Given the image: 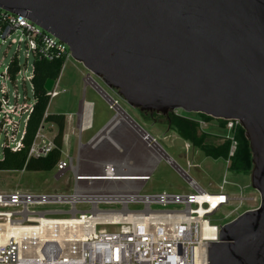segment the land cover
<instances>
[{"label":"water","instance_id":"95a60500","mask_svg":"<svg viewBox=\"0 0 264 264\" xmlns=\"http://www.w3.org/2000/svg\"><path fill=\"white\" fill-rule=\"evenodd\" d=\"M66 43L140 112L238 119L260 204L220 225L207 264H264V0H0ZM54 80L44 87L50 91Z\"/></svg>","mask_w":264,"mask_h":264},{"label":"built area","instance_id":"2783aa9c","mask_svg":"<svg viewBox=\"0 0 264 264\" xmlns=\"http://www.w3.org/2000/svg\"><path fill=\"white\" fill-rule=\"evenodd\" d=\"M0 39L3 43L8 42L9 46L18 45V49L23 46L25 53L23 68L20 67L17 57H11L4 71L0 73L1 77L14 83V90L10 93L5 82L0 83V134L3 133L5 137L0 144L1 158L3 147L12 150L21 147L25 122L35 101L32 84L35 60L61 59L64 63L71 54L66 43L37 23L1 7ZM29 56H32L31 70L27 69ZM18 81L23 87L22 92L17 89ZM26 83L29 85V90ZM57 83L58 78L54 80L51 90L47 91L50 99L59 93L56 89ZM94 87L108 107L114 111V116L118 115L119 110L123 111L118 99L120 96L110 95L97 84ZM177 110H173L175 115L184 117ZM76 115L79 131L91 126V121L85 112H78ZM184 118L196 122L201 132L214 135L213 131L205 130L209 120L204 117L199 115V117ZM21 119L23 125H20ZM213 119L217 121L219 127L228 131L225 136H214L220 137L222 141L228 140L230 143L228 155L223 159L229 168L231 157L237 148V132L242 126L239 120L234 118ZM41 128L42 125L30 146V155L45 156L54 147L53 138H46L41 134ZM187 149L188 144L185 145V150ZM162 159L187 179L191 192L179 194L162 190L154 194H141V188L134 189L135 194H130L125 203L121 202L120 212L121 215L124 213L123 217L115 214L94 215L93 202L86 197L90 190L88 188L98 181L145 183L151 179V169L132 171L138 173L140 178L130 181H124L128 179L123 178L130 171L114 163L106 164L99 172L102 173L101 175H86L76 172L72 157L67 155L63 159L60 158L55 168L60 176L71 172L73 185L70 193L33 194L19 187L0 191V264H207V247L210 242L219 240L220 230V225L213 223L211 216L222 207L230 205L235 199L238 204L229 212L231 214L249 198L230 194L229 189L238 185L229 181L226 174L217 185L216 192H207L189 176L188 169L195 167L196 164L186 160L187 169H184L167 153ZM130 190L132 189L126 191ZM127 193L130 192H125ZM112 196L109 195L108 198ZM80 202H89L91 207L78 210L75 205ZM48 203H68L70 207L60 210L32 208ZM131 203L141 204L142 207L130 210L128 205ZM152 205L164 208L154 209ZM168 205H180V208H166ZM54 213L69 214L66 218L75 219L76 223L73 224L80 229L74 233L75 236H70L67 228L64 236L58 239L51 233L43 237L40 233L26 231L28 226L40 225L42 220L51 224L50 221H54L55 219L52 218L55 216L48 214ZM101 224H117L120 227L113 231L97 228ZM18 229H22L21 234L16 236L13 232Z\"/></svg>","mask_w":264,"mask_h":264},{"label":"rangeland","instance_id":"374dc122","mask_svg":"<svg viewBox=\"0 0 264 264\" xmlns=\"http://www.w3.org/2000/svg\"><path fill=\"white\" fill-rule=\"evenodd\" d=\"M11 57H17L20 67L23 68L25 65V53L24 47L21 46L18 49V45L3 43L0 39V73L4 71V67L8 64ZM32 62V56L28 57L27 69L31 70L30 63ZM85 78V81H84ZM5 82L6 88H9V93L14 90V83L4 79L0 76V83ZM99 85L105 89L110 95L118 97V93L115 90L108 88L103 81L88 71L82 63L76 61L73 57L67 58L64 63L56 89L59 91L58 95L52 97L47 107L48 113H62L66 115L67 125L66 131L70 128V121L72 119V124H74L75 113L78 108V101L82 96L85 99L93 101L94 104V126L89 131L83 132L81 134V141H86L88 136L94 133L107 119L113 116V110L109 109L100 94L94 89ZM94 88H93V87ZM26 87L29 90V85L26 83ZM17 89L23 91V87L20 81L17 82ZM1 94V93H0ZM32 99V97H31ZM120 106L123 112L128 117L129 122H126L128 126L125 125L127 133H123L121 128H115L109 130L108 128L102 132V135L98 140H96V146L100 149L99 154L102 159L104 158H115L123 159L125 155V161L131 165L138 164L141 162V155H148L151 158V163L156 157L157 161L161 160L153 170L151 179L145 182L140 190L141 194H154L162 190L175 192L179 194H185L191 192L188 181L185 177L176 172L172 167H170L163 159L167 153L170 157L175 159L180 165L187 169L186 160L191 163L196 164L195 167L188 169L189 176L197 181V183L205 189L207 192H216L217 185L221 183L222 177L226 174L229 181L236 183L238 186L230 188V194L237 197L249 198L243 201L242 205L237 211L229 214L234 207L238 204L235 199L230 205L222 207L215 214L211 216L213 223L221 225L227 221H230L236 217L237 213H240L246 209L256 208L260 204V195L257 190L250 185V171L246 172H233L230 168L226 166L225 161L222 158H213L206 156L204 152L199 149V147L192 145L188 140H184L176 132L175 129L170 128L166 123L165 119L161 114L153 113L151 115H146L140 112L137 108L129 106L121 97L118 98ZM184 117H199V114L194 112H186L182 109L177 110ZM123 122V121H121ZM135 124V125H134ZM20 125H23L22 119L20 120ZM44 127L40 129V133L46 138L52 139L56 132L57 127L55 123L44 122ZM205 130L213 131L214 135L225 136L228 131L224 128L218 126L215 119L209 120L206 125ZM75 132L78 130L75 128ZM106 132V134H105ZM146 133L154 141H148V139H143L142 134ZM200 133V129H198ZM78 135V134H76ZM75 135V137H76ZM208 135L205 139V143L208 144H219L223 141L220 137ZM98 137V136H97ZM136 139L135 144H128L126 139ZM5 139L3 133L0 134V144ZM78 139V136H77ZM115 140L121 148V152L112 153L107 147L102 151L101 148L104 146V141ZM188 144V149L185 150V145ZM104 148V147H103ZM1 149V145H0ZM187 156V159H186ZM153 158V161H152ZM161 158V159H160ZM143 160V159H142ZM119 165L115 162H111ZM105 163L103 165H106ZM155 164V163H154ZM120 166V165H119ZM133 169V168H130ZM131 173L132 170H130ZM72 177V176H71ZM71 177L69 172L65 175L60 176L56 173V168L47 171H11V170H0V191H5L14 187H19L22 190L29 191L33 194H67L71 192ZM105 183L100 182L98 192H90L91 188H88V195L92 196H104L106 198L109 195H117L126 191L116 184L112 190L109 192L105 189ZM138 183V182H137ZM142 184V182H139ZM95 185V184H94ZM97 185V184H96ZM103 189V190H102ZM134 190V189H133ZM107 200V201H106ZM76 208L78 210L89 209L91 204L89 202L77 203ZM70 204L64 203H48L33 206L37 210H60L67 209ZM98 211H104L103 214H109L108 211H118L121 210V201L118 199H103L96 203ZM141 204H129L128 208L130 210L140 209ZM93 208V207H92ZM154 209H163L159 205H152ZM166 208H180V205H168ZM49 216L55 217H68L69 214L65 213H54L48 214ZM120 225L112 224H101L97 228L106 230H117Z\"/></svg>","mask_w":264,"mask_h":264},{"label":"trees","instance_id":"16d2710c","mask_svg":"<svg viewBox=\"0 0 264 264\" xmlns=\"http://www.w3.org/2000/svg\"><path fill=\"white\" fill-rule=\"evenodd\" d=\"M63 60H35L32 84L34 90V104L28 118L25 122L24 133L21 139V147L12 150L9 147H3L0 158V170L11 171H47L53 169L61 158L62 137L65 127V116L62 113H46L50 96L44 87L48 78L56 80L61 72ZM207 120L212 117L197 113ZM44 122L56 124L57 132L53 137L54 147L45 156H33L29 154L30 146L34 137ZM165 123L176 130L180 137L188 140L192 145L199 147L206 156L225 159L228 155L229 141H223L219 144L205 143L209 135L204 132H198V124L187 118L177 116L170 112L165 119ZM237 148L231 157L230 169L233 172H246L251 170V153L248 142L244 136L243 128L237 132Z\"/></svg>","mask_w":264,"mask_h":264},{"label":"crops","instance_id":"0c3cea01","mask_svg":"<svg viewBox=\"0 0 264 264\" xmlns=\"http://www.w3.org/2000/svg\"><path fill=\"white\" fill-rule=\"evenodd\" d=\"M58 79H59V77H58ZM84 81H85V78H84ZM105 103H106V101H105ZM85 104H87V105L90 104L89 105L90 106L89 116H88V114H86V113L85 114L87 115V117L91 121V126L79 131V129L77 127L78 119H77L76 114L78 112H85L84 111V105ZM107 106H108V104H107ZM46 113H48L47 109H46ZM64 116H65V127H64L63 137H62L61 158L63 159L67 155L72 157L73 164L76 168L77 173L96 174V173H99L101 171L103 164L111 163V162H115V163L119 164L121 167H124L126 169L128 168L127 170L140 172L143 170L145 171L147 168L150 169V167H152L154 170V167L161 161V160L156 161L154 165L153 164L151 165V158L149 159L148 155H146V154H142L141 155V162H139L138 164H135V165H131L130 163L125 161L126 160L125 155L123 156V159H115V158H104V159H102L101 155L99 154L100 149L96 146V140H98L104 134L101 133L100 136H98L99 132H101L104 128H106V126H108V129L110 128L109 130H112L115 128H121L123 130L122 131L123 133L124 132L127 133V131H125V130H127L125 125L126 126H128V125L126 124L125 121H123V122H119V120L113 121V119L115 118L114 113H113V116H111L109 119H107L94 133H92L90 136H88L86 141H84V142L81 141V139H80L81 134L83 132L89 131L94 126V104H93V101L85 99L84 96H82V98H80L78 101V108H77V111L75 113L74 124H72V119L70 121H68V122H70V128L68 131L65 130L66 125H67V118H66V115H64ZM43 124H42V127H44ZM75 128L78 130V133L75 132ZM76 134H78V135H76ZM75 135H76V137H75ZM77 136H78V139H77ZM126 142L128 144H135V142H137V140L127 138ZM117 145L118 144L116 143L115 140H111V141L105 140L104 146H103L104 148L102 147L101 150L103 151L105 149V147H107V149L112 151V153L121 152L122 151L121 148ZM130 168H133V169H130ZM153 170H152V172H153ZM69 175H70V177L72 176L71 172H69ZM100 182L101 181L95 182L94 183L95 185H93L91 187L90 192L100 191L99 190L100 184H98ZM71 183L73 185V178L72 177H71ZM136 183L137 182H128V183H121V182H119V183H108L107 182V183H105L106 184L105 189L107 192H109L110 190H112L114 188V186H116V184H118V186H120L121 188H124L125 190H127V189H132V190L135 189L136 190L138 188H142V186L144 184V183L139 184V182L137 184ZM71 189H72V187H71ZM7 190H9V189H7Z\"/></svg>","mask_w":264,"mask_h":264},{"label":"bare ground","instance_id":"6f19581e","mask_svg":"<svg viewBox=\"0 0 264 264\" xmlns=\"http://www.w3.org/2000/svg\"><path fill=\"white\" fill-rule=\"evenodd\" d=\"M86 103V102H85ZM90 105V104H89ZM85 104L84 105V111L86 114H88L89 116V112H90V106ZM82 109V108H81ZM126 114L122 111V110H119V113L118 115L115 116V118L113 119V121L115 120H119V122L121 121H126V122H129L130 119H128V117L125 116ZM110 123V122H109ZM109 125V124H108ZM135 125V124H134ZM108 128V126H106V128H104L101 132H99L98 136H100V134L105 131L106 129ZM106 134V132H105ZM142 138L143 139H148V141H153V139H151L146 133L143 132L142 134ZM158 157H156L153 161V158H152V163L151 165L157 161ZM105 165H103L101 171L104 169ZM128 169V168H127ZM148 170V168L146 169ZM130 171V170H129ZM144 171V170H143ZM92 174V173H91ZM91 174H86V175H91ZM102 173H96L95 175H101ZM126 176L123 177L124 179H128V180H124V181H130V179H138L140 178L138 175V173H131V172H127L125 174ZM95 178V177H94ZM96 178H102V177H96ZM132 184V183H131ZM137 184V183H136ZM103 190V189H102ZM132 195V194H135V191L133 190L132 192L130 193H127L125 194L124 193H121V194H117V195H113L111 198H106L104 196H86L88 199H90L92 202H93V213L94 215H101L104 213V211H98L97 207H96V203H98V201L100 200H103V199H118L119 201L125 203L126 200L128 199L129 195ZM109 214H115L116 216L117 215H120V217H123L124 216V213L121 215V212H118V211H108ZM109 214H105L104 216L106 215H109ZM52 219H55L54 221H50L51 224H47L48 221L46 220H42L41 221V224L40 225H37V226H28L26 228V231H28V233H32L31 231H34V233H40L41 236L44 237V235L48 234V233H51L54 235L55 238H60L62 236H64V234L66 233L67 230H69V234L70 236H75L74 233H76L77 231H79V227L76 225V224H73V223H76L75 219L74 218H66V217H53ZM115 222V221H113ZM67 228V230H66ZM21 230L22 229H18L17 231H14L13 233L18 236L21 234ZM74 231V232H73ZM8 233V231H7ZM83 235L81 234L80 237H82Z\"/></svg>","mask_w":264,"mask_h":264},{"label":"flooded vegetation","instance_id":"af4514ba","mask_svg":"<svg viewBox=\"0 0 264 264\" xmlns=\"http://www.w3.org/2000/svg\"><path fill=\"white\" fill-rule=\"evenodd\" d=\"M170 112H172L173 114H175V112H174L173 110L170 111ZM170 112H169V113H170ZM169 113H168V114H169ZM144 114H145V113H144ZM147 114H148V113H147ZM147 114H146V115H147ZM151 114H153V113H149L148 115H151ZM161 116H162L164 119H166V118L168 117V115H162V114H161Z\"/></svg>","mask_w":264,"mask_h":264}]
</instances>
